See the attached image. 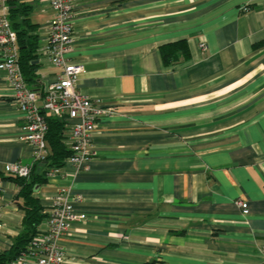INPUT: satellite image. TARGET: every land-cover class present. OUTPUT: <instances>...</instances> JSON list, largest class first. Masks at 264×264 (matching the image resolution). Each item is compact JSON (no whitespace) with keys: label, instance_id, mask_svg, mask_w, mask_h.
I'll return each mask as SVG.
<instances>
[{"label":"crops","instance_id":"crops-1","mask_svg":"<svg viewBox=\"0 0 264 264\" xmlns=\"http://www.w3.org/2000/svg\"><path fill=\"white\" fill-rule=\"evenodd\" d=\"M72 2L65 57L83 66L77 91L110 113L96 121L85 170L65 164L33 189L43 213L61 188L79 198L63 264H264V0ZM16 3L37 38L29 87L43 92L60 72L40 52L54 13L48 0ZM180 41L163 62L161 48ZM24 128L0 71V254L25 233L4 172L33 163Z\"/></svg>","mask_w":264,"mask_h":264},{"label":"built area","instance_id":"built-area-1","mask_svg":"<svg viewBox=\"0 0 264 264\" xmlns=\"http://www.w3.org/2000/svg\"><path fill=\"white\" fill-rule=\"evenodd\" d=\"M48 2L54 16L49 23L47 41L40 52L53 66L60 68V72L57 80L50 83L43 92H37L25 82L19 64L17 33L9 18V4L7 0H0V71L6 74L13 100L25 122L24 139L34 149L32 164L5 165L4 172L10 177L28 179L33 166L45 161L49 154L45 142L47 117L66 122L70 155L65 164L75 173L85 170L95 155L92 135L96 121L100 116L110 113L77 91L76 85L79 76L84 72L83 66L70 64L65 57L74 42L72 0ZM200 47L203 49L205 45L200 44ZM60 169H53L48 175H54ZM1 192L0 182V194ZM78 201L79 198H71L67 188L59 189L44 220V227L37 230L26 251L9 264H29L30 261L34 264H63L65 255L59 246V240L68 233L73 223L84 218V215L74 211L73 204ZM235 204L241 209L243 216L248 215L246 202L238 199ZM1 228L0 214V230Z\"/></svg>","mask_w":264,"mask_h":264},{"label":"trees","instance_id":"trees-1","mask_svg":"<svg viewBox=\"0 0 264 264\" xmlns=\"http://www.w3.org/2000/svg\"><path fill=\"white\" fill-rule=\"evenodd\" d=\"M9 4V18L13 29L17 33V43L19 50V64L28 86L34 85L36 82V66L34 62L37 58V38L33 34L34 25L29 24L27 9L19 6L16 0H7ZM23 17L21 23L13 24L12 17L14 15ZM183 41L169 44L161 48L162 60L165 63L174 61L177 50L183 49ZM186 55V54H185ZM47 133L45 142L48 149V156L45 161L40 163L42 171L35 174L33 169L28 179L10 177L19 187V198L22 200V209L24 211L25 233H23L16 241L15 245L7 253L0 254V264H9L22 252H25L29 242L37 232V227L46 219L47 213H43L39 200L33 196V189L36 185L43 184L47 181L48 173L53 169H60L65 165V161L70 155L69 146L65 131L66 124L63 120L47 117ZM150 264H156L152 262Z\"/></svg>","mask_w":264,"mask_h":264}]
</instances>
